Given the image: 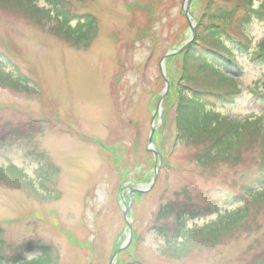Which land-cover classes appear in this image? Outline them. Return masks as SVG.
<instances>
[{"label": "rangeland", "instance_id": "374dc122", "mask_svg": "<svg viewBox=\"0 0 264 264\" xmlns=\"http://www.w3.org/2000/svg\"><path fill=\"white\" fill-rule=\"evenodd\" d=\"M58 1L71 14L94 19L95 38L86 50L53 35L50 22H34L27 10L0 9V55L31 89L0 87V168L15 166L37 188L0 181V256L9 260L21 254L30 261L39 251L27 252V247L44 246L58 264H109L128 240L123 217L128 203L132 236L113 264H246L263 251V209L256 222L249 221L255 222L253 228L213 247L196 243L180 259L166 257L165 239L158 233L171 223L157 218L160 208L177 199L194 212L211 202L221 205L216 214L187 219V229L206 226L243 204L223 202L225 192H234L228 184L238 180L242 167L201 168L194 161L198 148L176 142L181 55L163 63L169 89L154 116L165 89L162 58L192 37L185 0ZM214 1L231 7L236 0ZM208 2L191 3L195 29ZM262 4L264 0H253L252 8ZM37 6L46 8L43 1ZM241 15L242 6L230 21L235 39ZM246 33L252 54L264 40V21L252 19ZM225 45L232 48L227 41ZM250 56H238L243 69L235 79L242 94L235 104L214 110L223 117L264 118V64ZM153 116L152 143L160 165L146 150ZM252 157L244 154L247 163ZM41 179H47V192L38 189ZM130 187L149 191L129 202Z\"/></svg>", "mask_w": 264, "mask_h": 264}, {"label": "trees", "instance_id": "16d2710c", "mask_svg": "<svg viewBox=\"0 0 264 264\" xmlns=\"http://www.w3.org/2000/svg\"><path fill=\"white\" fill-rule=\"evenodd\" d=\"M39 1H43L46 8H39ZM252 5L253 0H236L231 7L220 6L214 0H209L205 5L203 16L197 23L195 40L181 54L183 67L177 84L175 111L176 142L198 148L194 160L198 166L207 168L226 164L242 167L238 180L228 184L234 192H225L223 202L234 204L242 201L243 205L195 229L186 228V219L217 212L221 206L219 202H211L204 210L196 212L183 208L185 203L179 199L162 206L157 218L171 220L170 224H163L158 229V233L164 236L165 255L168 258H184L196 243L213 247L228 235L247 230V227L253 228L255 215L264 210V192L255 191L256 187L264 184V118L238 120L213 111L217 106L234 104L242 93L239 81L235 79L243 69L238 56L251 55L252 62L264 64V40L251 54L252 43L246 34L252 19L264 21V4L257 10ZM13 6L31 13L34 22L47 20L51 23L49 30L53 35L62 37L78 49L86 50L95 38L94 19L71 14L58 0H0V9ZM240 6L243 15L237 21L238 38L235 39L229 33L230 21ZM73 20H77L74 27L70 25ZM226 41L232 48L225 45ZM26 82L16 68L0 55V87L30 91ZM262 84L264 86V81ZM248 152L252 153L254 161L247 163L244 154ZM6 179L35 191L37 189L35 182L28 180L21 170L11 164L0 168V181ZM45 180H39L38 189L47 192ZM249 221L255 222L251 224ZM27 248V252L38 250L39 255L30 261L21 254L9 260L0 256V264H58L50 248ZM246 264H264V250Z\"/></svg>", "mask_w": 264, "mask_h": 264}, {"label": "water", "instance_id": "95a60500", "mask_svg": "<svg viewBox=\"0 0 264 264\" xmlns=\"http://www.w3.org/2000/svg\"><path fill=\"white\" fill-rule=\"evenodd\" d=\"M193 0H185L184 2V7H183V12H184V15L186 16L187 18V21H188V24H189V30H190V33L192 35V38L190 39V41H188L183 47L179 48L178 50L176 51H171V52H168L163 58H162V61H161V66H160V71H161V74H162V77L164 78L165 80V89H164V92H163V95L161 96V99L158 103V107L155 111V115H159V108H160V105H161V102H162V99L165 97V95L167 94L168 92V89H169V81L168 79L166 78V76L164 75V70H163V63L164 61L167 59V58H170V57H173V56H176V55H179L181 54L189 45L190 43L192 42V40L194 39L195 37V28L192 26V23H191V14H190V6H191V3H192ZM154 116L152 117V129H151V132H150V135H149V138L147 140V147H146V150L151 152L153 154V157H154V163L156 164L157 162V159H160L159 157V154L155 151V149L153 148V143H152V136H153V133L155 131V126H154ZM160 161L161 159L159 160V165H160ZM157 165V164H156ZM156 179V175L154 177V180ZM149 191V189H140V188H136V187H130L129 188V197H130V201L132 200V198L134 197L135 194H144V193H147ZM121 200L124 201V196L122 195L121 197ZM129 201V202H130ZM129 211H130V203L128 204H124L123 206V217H124V220L126 222V226H127V230H128V240H127V243H125L124 245L120 246L112 255L111 257V261L109 264H113L115 258L118 256V254L120 252H122L123 250H125L126 248H128L129 246V243H130V240H131V236H132V229H131V224L129 223V220H128V214H129Z\"/></svg>", "mask_w": 264, "mask_h": 264}]
</instances>
